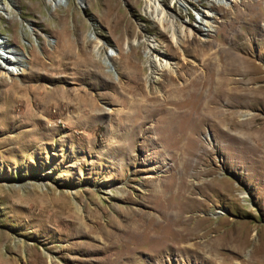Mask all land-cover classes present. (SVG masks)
<instances>
[{
    "label": "rangeland",
    "instance_id": "obj_1",
    "mask_svg": "<svg viewBox=\"0 0 264 264\" xmlns=\"http://www.w3.org/2000/svg\"><path fill=\"white\" fill-rule=\"evenodd\" d=\"M55 1L0 0V39L20 48L24 68L0 77V264H38L36 252L44 264H264V149L198 116L204 98L221 96L219 71L191 52L195 43L178 48L144 0ZM162 1L202 29L191 35L199 46L240 38L259 73L228 76L264 86V0ZM89 36L103 43L99 53ZM152 47L184 65L173 81L164 72L146 82ZM114 52L107 67L100 57ZM189 83L181 114L163 104L170 86ZM252 114L264 117V98L235 119ZM183 194L195 222L210 226L208 244L170 230L164 214Z\"/></svg>",
    "mask_w": 264,
    "mask_h": 264
},
{
    "label": "bare ground",
    "instance_id": "obj_2",
    "mask_svg": "<svg viewBox=\"0 0 264 264\" xmlns=\"http://www.w3.org/2000/svg\"><path fill=\"white\" fill-rule=\"evenodd\" d=\"M59 1L62 2V0H59ZM231 1L233 0H230V2ZM49 2L51 5H53L54 3L55 7L57 6V1L49 0ZM175 2H178L181 5H184L183 1L181 0H176ZM221 2H223V0H217V3L219 6L223 5ZM144 3H145V12L148 13L152 21L157 22L162 29L169 31L171 39L178 46V48L181 47V45H184L189 42L195 43L196 46H193L192 48H190L191 52L197 56L202 55L203 56L202 60L204 64L205 65L208 64L211 69L218 70L219 71L218 76H222L224 78V82L222 85V91L220 93L221 96H218L217 98L216 97L210 98L209 100L204 98L205 99L204 103L206 104V106L204 107L202 106L203 107L202 109L199 108L200 109V113H198L199 118H204L206 116L214 117L215 119L219 121V123L228 125L229 126L228 129L231 130L232 127H234L235 133L233 134L227 133L228 131L227 132L222 131L224 134L225 133L228 134L229 138L233 141V143L238 142L239 140H243L240 134H243V135L247 134L248 137L252 138L255 141L256 147L264 149V117L262 118V117H259V115L257 114H252L251 118L246 122L242 121L241 118H239L238 120L235 119L237 118V116H239V115H236L238 113L239 108H242L244 106L248 107L252 102L253 103L258 102L264 98V86L255 85L251 82L247 84H240L241 82L239 80H236L235 78H231L228 76L232 74L231 73L232 71L250 70L251 73L252 72H255L256 74L259 73L258 71L259 68L257 66L255 67L252 64L253 63L252 60L249 57L239 53L242 49L245 48L243 47V42L241 41V39L239 38L231 42L232 48L214 47L213 42H210L209 40H202L204 43L207 42V44L210 46L209 48H206L204 45H203L204 47L199 46L201 45L198 43L199 38H197L196 35H193V36L191 35L193 34V30L198 29V31L199 30L201 31L202 29H200L199 27L193 28L190 25H186L185 22H179L177 20L178 16L175 14V12L172 11V8H171L172 6L165 4L164 1L162 0H144ZM215 4L216 3L213 2L212 4H209V7L213 8ZM2 9H5V8L2 7ZM211 17L212 16L208 12H202L200 15V23L206 26L208 30H210V28L213 27ZM185 37L187 39H185ZM7 40L4 41L0 39V60L1 62H4L3 65L0 64V77H3V76L7 77L9 75H17L20 73V70L24 69L23 68V54L19 50L20 48L9 45L7 43ZM91 40H93L94 42L93 51L99 53V50L102 47L103 43L99 39H96V37H92ZM186 52H188V54L191 53L189 51L183 50L182 54L185 55ZM116 55L117 53L114 52L108 55V57L101 56L100 60L101 61L103 60L102 61L103 64L109 67L110 63L113 60L111 57L116 56ZM144 56H145V66L148 68V72L145 73L146 82H148V80H150L151 82L159 81L160 76L164 72L168 74L169 77L173 81L175 75H177L178 68L181 69L184 67V65L180 66L178 63H176L175 58L165 55L160 50L154 51V47L148 48ZM190 66L192 67V70H193L196 68L197 65L190 64ZM197 72H198V68H197ZM141 73H142V70H141ZM250 79L254 80L255 77H252V78L250 77ZM191 84H194V83H189L188 85L181 84L179 86H170L169 90H167V93L169 95H167L166 97L164 96L163 104L164 105L165 104L175 105L179 109V114H181L182 111H180V109H183L184 102H185L183 95L186 93H188L189 95H192V93L194 92L193 90L189 89V86H191ZM137 86L138 85H136V87ZM199 86H201V84H199ZM148 96L147 98L143 100L144 103L140 104L142 107L146 105L145 102L149 100V98H153V97H148ZM231 140L229 141L231 142ZM182 185L185 190L189 186V185L185 186L186 183L184 184L183 181H182ZM181 187H179L178 192L180 191ZM160 191L162 192V190ZM190 193L192 192L190 191L189 195ZM158 195L159 197L162 196V194L161 195L158 194ZM189 195L183 194L182 196H185L187 198L186 202L182 204L181 206L173 205L171 206L172 209H169V210L166 209V213L164 214V217H167L168 221L172 223L170 230L177 229V230L186 231L185 236L187 237V241L195 240L197 237H201V238H204V240L202 241L195 240V242H198L200 244L202 243L208 244L209 240L211 239L210 226L208 224L203 225L204 223L202 224V223L195 222L193 213L190 212L189 205H186L188 201L192 203L191 200H193V197H190ZM188 196L191 200L190 199L188 200ZM57 201L61 204V206H64L70 209V206L68 205L67 201L61 200V199H58ZM79 208L76 209V211L79 212ZM137 221L138 220L136 219H133L131 221L134 227H137L138 225ZM174 223H178V224L174 226ZM223 239L227 240L230 238L228 236L227 239L226 238H223ZM245 242H247V240L242 241L241 248L245 246ZM44 259L45 258L43 257L42 254L38 252L34 254V258H33L34 262L38 264H44Z\"/></svg>",
    "mask_w": 264,
    "mask_h": 264
}]
</instances>
